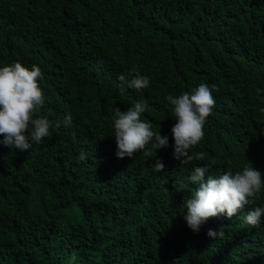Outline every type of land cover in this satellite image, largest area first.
Wrapping results in <instances>:
<instances>
[{
  "label": "trees",
  "instance_id": "16d2710c",
  "mask_svg": "<svg viewBox=\"0 0 264 264\" xmlns=\"http://www.w3.org/2000/svg\"><path fill=\"white\" fill-rule=\"evenodd\" d=\"M12 60L41 67L52 127L27 150L0 144V264H264V223L240 219L252 205L187 226L186 177L207 161L173 157L165 99L215 85L191 154L204 152L213 174L264 171V0H0V62ZM133 66L148 88L118 79ZM137 100L169 137L155 150L162 172L144 150L115 154L112 114Z\"/></svg>",
  "mask_w": 264,
  "mask_h": 264
},
{
  "label": "clouds",
  "instance_id": "9594fccd",
  "mask_svg": "<svg viewBox=\"0 0 264 264\" xmlns=\"http://www.w3.org/2000/svg\"><path fill=\"white\" fill-rule=\"evenodd\" d=\"M126 74L121 73L118 79L129 87L142 91L150 86V77L133 66ZM43 78L41 67L32 63L27 65L20 60L0 62V144L21 151L30 149L50 136L49 119L40 111L45 103L44 92L39 81ZM207 83H199L189 91L177 95L167 94L165 99L170 104V114L175 118L171 126L173 138V157L182 163L193 160L207 161L194 164L186 179L195 185V189L183 206L187 209L184 219L194 232L212 216L223 214L232 217L246 205L249 207L240 217L246 225L258 226L264 223V203H256L258 194L264 191V171L248 164L234 170L231 164L222 171L213 174L210 169L213 162L204 152L191 154L204 136L203 125L213 111L215 98L213 88ZM146 111L143 100H137L125 110L115 107L112 114V135L115 137L117 157H133L144 150L146 157H155L154 170L162 172L165 164L156 155V149L167 147L169 137L152 128L150 119L142 118ZM67 129L72 119L62 118ZM57 123L55 127H60ZM151 143L154 151L146 146ZM86 152L81 149L78 159H86ZM210 237L220 238L224 235L221 229L209 228Z\"/></svg>",
  "mask_w": 264,
  "mask_h": 264
}]
</instances>
